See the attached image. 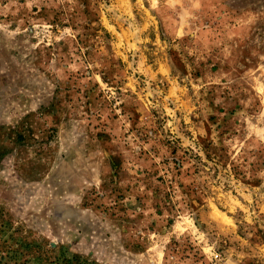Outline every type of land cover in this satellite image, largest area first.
Masks as SVG:
<instances>
[{
    "label": "rangeland",
    "instance_id": "1",
    "mask_svg": "<svg viewBox=\"0 0 264 264\" xmlns=\"http://www.w3.org/2000/svg\"><path fill=\"white\" fill-rule=\"evenodd\" d=\"M0 264H264V0H0Z\"/></svg>",
    "mask_w": 264,
    "mask_h": 264
}]
</instances>
